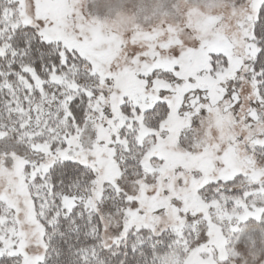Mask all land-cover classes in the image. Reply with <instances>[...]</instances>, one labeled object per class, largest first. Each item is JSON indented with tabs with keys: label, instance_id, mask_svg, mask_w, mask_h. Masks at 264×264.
<instances>
[{
	"label": "rangeland",
	"instance_id": "obj_1",
	"mask_svg": "<svg viewBox=\"0 0 264 264\" xmlns=\"http://www.w3.org/2000/svg\"><path fill=\"white\" fill-rule=\"evenodd\" d=\"M6 1L0 54L11 29L32 26L41 39L81 58L97 76L80 86L98 90L94 112L64 146H31L41 159L18 134L39 126L49 106L65 107L79 85L75 66L53 68L48 78L32 74L42 99L14 108L21 134L0 110V254L18 253L23 264L42 256L27 175L70 159L94 176L64 205L98 212L105 244H120L141 227L172 228L182 232V246L164 253L163 264H264V223H233L242 209L225 206L223 197L210 200V189H202L207 178L237 173L243 183L264 180V105L247 76L254 53L248 37L263 0ZM218 52L227 65L211 62ZM162 71L170 74L165 89L173 93L165 98L173 99V111L164 125L149 127L135 106L151 104Z\"/></svg>",
	"mask_w": 264,
	"mask_h": 264
},
{
	"label": "trees",
	"instance_id": "obj_2",
	"mask_svg": "<svg viewBox=\"0 0 264 264\" xmlns=\"http://www.w3.org/2000/svg\"><path fill=\"white\" fill-rule=\"evenodd\" d=\"M6 4V0H0V13ZM248 41L254 53L248 63L247 76L254 85L256 100L264 105V0L258 7ZM6 42V50L0 54V110L12 121L17 134L19 131L20 134L27 131L18 136L36 159H41L43 153L35 152L31 147L34 143H46L52 148L64 146L65 138L75 133L84 124L86 117L94 112L98 89L89 84L80 86V83L94 79L97 75L83 69V60L75 57L71 51L63 53L55 42L41 39L32 26L11 29L7 33ZM211 55L214 64L216 59L223 65L229 63L221 52ZM72 64L80 79L78 87L72 91V97L65 102V107L52 110V106H49L48 116L39 126H27L21 132L20 118L14 108L17 105H32V101H38L41 97L32 74L41 73L48 78L46 74L53 68L61 70ZM152 70L155 72L154 67ZM162 72L161 76L154 79L155 97L151 104L135 106L149 127H160L173 111V99L165 98L168 94L172 97L173 93L165 89L170 84V74ZM46 84L48 82L45 81L43 86L47 90ZM126 106L130 107L129 104ZM93 176L88 165L70 159L55 160L40 172L34 173L32 178L27 175V180L34 185L32 205L35 218L42 228L44 243V252L35 264H163L164 253L181 248L182 232L178 234L172 228L154 233L147 227H141L128 232L120 244H105L103 223L98 212L82 203L72 208L64 205L66 195L89 188ZM242 176L237 173L227 178H207L202 189H210L208 199L221 202L223 197L227 199V202L223 201L225 206L242 209L237 221L233 223L239 226L264 223V180L243 183ZM1 206L0 200V209ZM191 232L193 230H187L186 236L193 237ZM184 243L188 246L187 242ZM0 264H23L22 256L4 252L0 254Z\"/></svg>",
	"mask_w": 264,
	"mask_h": 264
}]
</instances>
